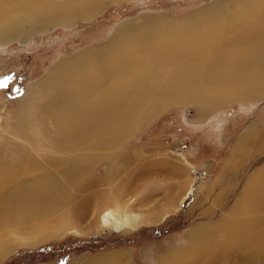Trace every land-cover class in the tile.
<instances>
[{"label": "rangeland", "instance_id": "rangeland-1", "mask_svg": "<svg viewBox=\"0 0 264 264\" xmlns=\"http://www.w3.org/2000/svg\"><path fill=\"white\" fill-rule=\"evenodd\" d=\"M97 1L101 4L97 11L87 19L72 15L73 23L68 25L67 18L61 16L55 20L41 11L43 3L40 0H37L38 7L28 5V0L6 3V11L16 14L14 17L18 19L12 22L16 29L12 30L13 34L9 33L11 38L4 39L6 36L0 29V164L10 163L14 158L15 166L8 164L5 169L16 175L11 180L13 186L20 180L29 185L44 172L51 171L63 179L58 168L64 166L56 169L52 162L58 158L62 160V155L65 158L68 154L56 150L54 106L38 88L56 64L88 50L111 45L121 32L124 37L138 32L127 39L133 44L154 42L153 31L178 27L186 18L194 17L218 0ZM236 1L227 0L229 8L221 7L220 17L230 18L236 14ZM4 17L0 18L2 29L7 21L3 23ZM78 80L76 76L74 83ZM43 88L46 92L47 87ZM212 107L172 104L150 122L133 130L123 147L112 141L114 136H106V143L101 146L91 145L83 163L89 161L93 177L104 179L106 183L87 186L86 181V186H58L59 183L49 186L55 190L53 197L56 201L60 200L58 193L63 194L62 200L72 196L74 199L42 218H32L28 209L31 204L25 206L24 213L28 214L12 216L14 222L0 228V242H7L10 246L9 253L0 258V264H89L92 259L105 257H112L106 264H160L161 258L181 250L183 257L174 255L172 262H187L192 258L190 264H205L214 257L213 264H264V247L251 261H246L253 256L250 247L264 243V232L259 236L262 238H255L250 243L239 241L226 255L220 251L225 239L223 229L236 225L237 221L239 225L242 223V231L253 229L255 232L257 228H264V211L230 215L241 199L250 200L248 189L264 183V88L259 97L233 98ZM24 108L30 113L29 117L26 115L25 123L22 121ZM23 124L34 130L29 133L33 141L22 136ZM39 127L47 128L46 136H52L43 140V134L38 135ZM125 131L126 126L120 121L110 130L117 135ZM178 153L193 169L182 164ZM95 155L97 159L92 161ZM25 156L34 158L44 171L25 172L17 168ZM204 172L207 176L203 175ZM190 181H201L202 185H196L197 189L187 200L163 218L164 204L179 205L178 198L173 202L169 199L175 197L178 186L184 193L191 185ZM8 195L13 197L14 193ZM130 197L134 198L130 209L137 207L139 218L142 217L137 219L135 227L114 230L99 224L96 215L102 208L110 206L116 213L123 212L121 208L126 204L121 203ZM71 209L75 213H72V221L53 233L57 219ZM42 223L45 228H39ZM242 231L240 234L244 236ZM201 234L211 235L213 239L208 242L215 249L210 255L198 258L203 247L196 238Z\"/></svg>", "mask_w": 264, "mask_h": 264}, {"label": "bare ground", "instance_id": "bare-ground-1", "mask_svg": "<svg viewBox=\"0 0 264 264\" xmlns=\"http://www.w3.org/2000/svg\"><path fill=\"white\" fill-rule=\"evenodd\" d=\"M8 1L10 0H0V18L5 14L3 23L7 19L5 28H0L2 34L6 36L4 39L11 38L12 30L16 29L12 22L18 19L14 17L16 14L6 11ZM40 1L43 3L41 11L53 16L55 20L60 19L61 16L64 19L67 18L65 19L67 25L72 22L70 16L87 19L88 15L101 6L97 0H69L63 3L55 0ZM28 2V5L31 4L34 7L40 4L37 0H28ZM227 4H230L227 0H218L210 8L201 10L194 17L186 18L178 27H166L161 31H153L154 42L140 43L137 39L140 44H133L128 40L131 35L138 32H132L127 37H124L121 32L111 45L84 53L79 52L81 54L56 64L38 88L42 89L47 100H51L54 106L52 117L55 122L53 137L55 136L56 150L63 151L62 154H68L65 158L62 155V160L58 158L59 160L52 162L56 169L61 165L64 166L58 168L62 171L63 179L55 176L50 170L51 172H44L40 178L35 179L36 184L33 182L27 185L28 183L20 180L13 186L14 182L12 183L11 180L15 179L16 175L7 173L5 169L8 164L15 166L14 158H11L10 163L0 164V228L9 225L12 216L15 218L28 214L24 213L27 210L25 207L27 204L32 205L28 208L32 218H42L74 199L72 196L62 200L63 194L58 193L56 195L60 200L56 201L53 197L55 190L49 187L56 186L54 183H59L58 186H86L88 181L87 186L104 185L106 183L104 179L98 180L97 177H93L89 161L85 164L83 162L87 160V148L91 145L105 144L106 136H114L112 141L115 144L121 143L123 147L132 136L133 130L147 124L160 111L172 104L193 103L207 109L220 106L233 98L242 100L259 97L264 88V0H237L236 14L232 16L230 14V18L220 17V8H229ZM225 20L228 22L226 23ZM4 39L2 38L3 42ZM76 76L80 80L74 83ZM43 87H47L46 92ZM98 110L102 111L99 113ZM26 115L29 117L30 113L25 109L22 119L24 123ZM119 121L121 125L126 126V131L119 135L111 133V127ZM96 129H98L97 132H93ZM31 131L34 130L25 126L23 135L18 133L19 131L17 134L24 136L26 140L33 141V137L31 138L29 134ZM47 134V128L43 130L39 127L38 135L42 136L43 140L45 137L49 139L52 136H46ZM96 159L95 155L91 160ZM178 159L184 166H190L180 153H178ZM17 168L24 169L25 172L34 169L44 171V167H40L34 158L27 156L20 165H17ZM184 174L183 176L186 177L187 171ZM184 177L181 178L184 179ZM201 178L204 179V177ZM200 182L190 181L191 185L184 193H182V187L178 186L175 197L170 199L167 197V199L173 202L175 198H178L180 203L177 206L164 204L166 212L163 213V218L173 209L177 210L197 189L196 185H202ZM11 192L14 193L13 197L8 195ZM247 193L250 194V200L241 199L244 200L243 203L239 201L230 215H248L252 212L264 211V183L262 186L258 184L251 187ZM133 200L134 198L130 197L124 203L119 201L121 204H126L121 208L123 212L116 213L110 206L102 208L96 215V220L102 227L114 230L135 227L138 223L137 219L141 220L142 217L139 218L137 207L130 209L133 207L129 206ZM157 203L155 205L160 204V202ZM167 205H170L172 209H167ZM72 213L75 214L71 209L57 219V225L52 229L53 233L59 232L72 221L74 218ZM238 223L240 222L237 221L236 225L223 229L225 239L220 248L222 255H226L227 251L236 247L239 241H253L264 232V228H257L255 232L252 231L253 229L242 231L243 227L242 229L240 227L242 223L240 225ZM256 223L259 224V220ZM39 228H45V225L42 223ZM241 231L245 232L244 236L240 234ZM210 236V234H201L196 238L203 247L198 258L208 256L214 251L215 248L212 249V244L208 242L213 239ZM205 243L209 246L205 247ZM261 247H264V243L250 247L253 256L248 257L246 261H251ZM9 250L10 246L7 242H0V258L8 254ZM180 253L175 252L161 258L160 264H190L193 261L191 258L187 262L182 260L177 263L172 262L174 255L183 257V253ZM110 258L92 259L89 264H106L112 260V257ZM214 261L213 257L205 264H213Z\"/></svg>", "mask_w": 264, "mask_h": 264}, {"label": "built area", "instance_id": "built-area-1", "mask_svg": "<svg viewBox=\"0 0 264 264\" xmlns=\"http://www.w3.org/2000/svg\"><path fill=\"white\" fill-rule=\"evenodd\" d=\"M203 175H207L206 172H204Z\"/></svg>", "mask_w": 264, "mask_h": 264}]
</instances>
